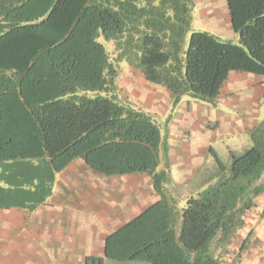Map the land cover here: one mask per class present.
I'll list each match as a JSON object with an SVG mask.
<instances>
[{"label":"trees","instance_id":"trees-1","mask_svg":"<svg viewBox=\"0 0 264 264\" xmlns=\"http://www.w3.org/2000/svg\"><path fill=\"white\" fill-rule=\"evenodd\" d=\"M224 1L237 45L200 31L186 44L192 0H0V165L25 173L45 161V198L77 159L107 177L145 174L158 197L105 237V258L240 264L246 253L247 237L228 250L264 194V117L228 165L214 155V165L197 170L180 207L187 183H173L159 127L114 95L120 62L163 88L172 107L183 96L213 105L231 72L264 77V0ZM3 179L29 194L19 187L26 178Z\"/></svg>","mask_w":264,"mask_h":264},{"label":"rangeland","instance_id":"rangeland-1","mask_svg":"<svg viewBox=\"0 0 264 264\" xmlns=\"http://www.w3.org/2000/svg\"><path fill=\"white\" fill-rule=\"evenodd\" d=\"M192 1L195 7L186 44L189 35L196 31L209 32L231 44H238V37L229 24L224 0ZM98 42L104 46L110 57H115L112 42L105 41L102 37L98 38ZM127 81H130L129 84ZM116 86L117 92L114 95L118 103L148 114L159 127L162 142H165L168 151L171 179L176 185L187 183L180 207L185 203L187 188L192 187L193 182L190 180L194 178L197 170L204 163L214 165V155L228 165L231 152L239 153L243 150V144L244 149L250 146L247 130L251 123L256 118L258 123L264 117V77L254 74L231 72L213 105L183 96L172 107L163 88L144 81L125 62L118 63ZM86 95L94 96L92 93ZM107 96L111 97V94ZM85 182V187H79V184ZM77 187L84 191V196L78 192ZM51 193L46 209H52L51 214L61 220V223H57L60 227L63 224L67 234L75 238L77 246L59 244V238L53 235L27 237L40 241L45 239L39 246L35 242L34 251L33 248L28 249L29 253L32 251L31 259L36 263L43 264L33 256H39L38 251L43 248L46 258L44 264H147L117 262L105 258L103 251L105 237L113 232L112 225H107V222L114 215L116 219H122L130 205L131 212L142 211L157 200L147 175L107 177L92 171L77 159L55 177ZM64 205L75 209L66 210ZM79 213H88L86 219L90 217L93 221L88 228L89 240L85 245L76 232L84 224L79 219ZM40 216L41 212L36 211L33 220L24 219L22 225L25 226L27 222L35 223V219ZM98 240H102V246ZM91 251L93 254L88 256Z\"/></svg>","mask_w":264,"mask_h":264},{"label":"crops","instance_id":"crops-1","mask_svg":"<svg viewBox=\"0 0 264 264\" xmlns=\"http://www.w3.org/2000/svg\"><path fill=\"white\" fill-rule=\"evenodd\" d=\"M130 81H127V83L129 84ZM257 119L258 118L251 123L250 130L257 124ZM249 129L247 131H250ZM244 147L245 144H243V148ZM20 167L22 168V165H0V264H39L31 259V254L32 251H34L35 242L37 241L36 246H39L41 241L45 242V239L40 241L27 238H33L35 235L44 237H51L52 235L57 236L59 238V244L67 247L73 246V244L77 246L75 238L67 234V229L63 227V224L60 227L57 223V221L61 223V220L51 214L50 210L52 209H46L47 200L52 196L51 194L49 197L45 198L42 195L43 190L49 189L50 186L46 180H44L46 175L51 172L49 165L43 160H34L26 167L25 173L19 170L21 169ZM7 173L11 178L9 180L10 182L12 179L26 178V183L29 184H23L19 187L29 194L17 190V186H14L16 189L12 188L13 186H10L9 182L3 179ZM58 175L59 174L55 177ZM36 188L38 189L37 191H35ZM253 203L254 207L246 213L243 228L238 231L236 241H234L232 247H229L230 249L228 250L229 253H235L241 241L247 237L246 253L240 261V264H264V215H262L264 194L257 196L253 200ZM66 206L67 205L63 206L66 210H69V208L75 209V207ZM130 208L131 205L129 209L126 210L122 219H116L114 215L112 220L107 222V225H112V231L140 212L139 210L131 212ZM36 211L41 212V216L35 219V223L27 222L25 226H23L22 221L24 219L32 221ZM79 211L82 212V210ZM79 214V219H81L84 224L80 226L82 229H77L76 232L85 245L89 240L87 237L88 228L92 225L93 221L90 217L86 219L88 213ZM22 236L23 238H21ZM98 241L102 246V240ZM32 248L33 250L29 253L28 249ZM38 253L39 256L33 254L34 258L36 257V260L38 259V261L44 264V261H46L45 249L42 248ZM92 254L93 251H91L88 256ZM225 259L224 263L229 261L227 258ZM65 261H67V259Z\"/></svg>","mask_w":264,"mask_h":264},{"label":"water","instance_id":"water-1","mask_svg":"<svg viewBox=\"0 0 264 264\" xmlns=\"http://www.w3.org/2000/svg\"><path fill=\"white\" fill-rule=\"evenodd\" d=\"M185 258L187 261L192 262V259L188 257V255L185 253Z\"/></svg>","mask_w":264,"mask_h":264}]
</instances>
